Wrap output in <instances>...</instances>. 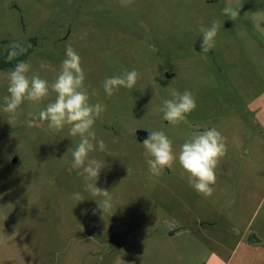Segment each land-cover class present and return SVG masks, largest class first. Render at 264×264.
Segmentation results:
<instances>
[{"label": "rangeland", "instance_id": "rangeland-1", "mask_svg": "<svg viewBox=\"0 0 264 264\" xmlns=\"http://www.w3.org/2000/svg\"><path fill=\"white\" fill-rule=\"evenodd\" d=\"M237 3L231 20L227 0H0V56L36 37L29 75L51 83L66 47L79 54L89 102L106 106L93 130L108 151L90 158L105 162L97 187L113 204L98 210L71 168L78 138L28 126L55 94L24 102L10 125L0 72V264H264V0ZM213 21L214 47L202 54L199 28ZM131 70L141 74L134 88L108 97L103 80ZM172 81L197 105L178 125L158 111ZM213 126L227 153L210 197L178 163L151 175L140 144L148 131L165 132L178 152Z\"/></svg>", "mask_w": 264, "mask_h": 264}, {"label": "clouds", "instance_id": "clouds-1", "mask_svg": "<svg viewBox=\"0 0 264 264\" xmlns=\"http://www.w3.org/2000/svg\"><path fill=\"white\" fill-rule=\"evenodd\" d=\"M240 8L241 5L238 3L234 6L233 0H227L223 13L229 19L235 20L239 16ZM218 30L219 23L216 21L210 26H200L202 54L209 53L214 47ZM260 30L264 31V29ZM25 51L23 42L10 44L8 61H13ZM30 71V62L20 61L6 73L7 95L3 97L2 112L6 114L7 122L11 125L17 119L18 109L24 102L40 104L54 93L55 99L49 102L46 108L40 110L34 120L28 121V126L31 127L37 121L46 122L50 132L59 133L67 128L69 137L78 138L76 146L71 147L67 152V154L71 152L72 156L70 166L78 170V174L84 178L85 188L91 196L100 198L95 199L98 210L105 214L113 206L112 192L97 187L105 162L90 158V154L97 151V148L101 153L108 151L104 141L97 140L93 130L97 118L106 111V106L100 103L93 105L89 102V92L85 87L86 74L81 66L79 54L71 45L66 47L65 58L51 83L38 74L29 75ZM140 75L136 70H131L106 77L102 82L103 90L108 97H112L122 88L133 89ZM172 83L173 81L167 88L171 98L163 100L158 111L163 113L166 122L178 125L186 120L197 105L191 91L185 90L181 93L172 87ZM234 142H236L235 137ZM140 144L144 149L146 164L151 175L159 176L164 169L172 168L178 163L194 191L205 197H210L215 191L216 168L227 153L226 137L216 127H204L202 131L192 132L178 152L174 150L173 140L163 131H148L147 137ZM71 198L77 204L85 200L79 192L73 193Z\"/></svg>", "mask_w": 264, "mask_h": 264}, {"label": "trees", "instance_id": "trees-1", "mask_svg": "<svg viewBox=\"0 0 264 264\" xmlns=\"http://www.w3.org/2000/svg\"><path fill=\"white\" fill-rule=\"evenodd\" d=\"M17 42L24 43V46L26 48L25 53L21 56H18L13 61L9 62L7 59V55H8V47H7L0 56V72L8 71L9 69L13 68L16 63H19L20 61H27L32 55H34L35 50L37 49L38 46V40L36 37H30Z\"/></svg>", "mask_w": 264, "mask_h": 264}, {"label": "water", "instance_id": "water-1", "mask_svg": "<svg viewBox=\"0 0 264 264\" xmlns=\"http://www.w3.org/2000/svg\"><path fill=\"white\" fill-rule=\"evenodd\" d=\"M12 162H15V159H13Z\"/></svg>", "mask_w": 264, "mask_h": 264}]
</instances>
